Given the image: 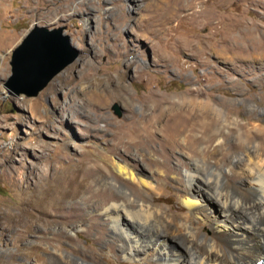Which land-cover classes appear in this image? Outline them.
Here are the masks:
<instances>
[{"label":"rangeland","instance_id":"374dc122","mask_svg":"<svg viewBox=\"0 0 264 264\" xmlns=\"http://www.w3.org/2000/svg\"><path fill=\"white\" fill-rule=\"evenodd\" d=\"M215 3L185 0L177 6L174 19L158 24L163 39L166 34L169 44L176 43L171 51L163 39L152 42L131 31L133 25H144L147 32L144 20L149 16L142 6L149 5L153 15L167 14L173 8L167 0L134 4L128 0H0V264H49L52 257L60 264L58 254L72 264H149L123 259L105 222L98 216L93 223L88 218L79 184L88 172L92 174L87 182L96 193L93 203L101 198L99 202L105 204L118 200L123 188L149 199L141 189L134 191L118 179L108 164L104 167L109 176L105 171L95 174L92 166L103 150L151 174L160 189L152 201L183 218L188 217L180 198L187 188L183 174L196 160L205 162L208 172L216 168L228 175V169L245 155L254 154L260 140L257 127L264 133V0H221L218 11ZM206 10L210 17L218 12L224 25L230 20L240 24L227 38L225 46L230 50L223 56L210 50L201 53L203 37L211 34L214 20L201 22L190 13ZM86 17L91 19L87 25ZM245 24L255 27L251 43L243 40ZM36 26L60 30L76 57L35 96L13 95L2 84L9 74L11 52ZM213 65L221 72L210 80L204 76ZM152 91L165 110L188 96L187 116L179 110L170 113L172 123L187 128L182 139L190 137L188 147H166L158 154L145 147L128 153L121 146L111 150L134 119L151 114L146 100ZM154 137L153 147L159 149L165 134L156 132ZM88 147L91 153L82 156ZM153 159L167 160L171 173L157 170ZM206 171L202 176L207 180ZM108 177L120 186L105 180ZM207 194L217 199L215 189ZM197 220L200 231L211 235L209 227ZM186 237L189 234L172 243L188 257ZM202 241H196L201 248Z\"/></svg>","mask_w":264,"mask_h":264},{"label":"bare ground","instance_id":"6f19581e","mask_svg":"<svg viewBox=\"0 0 264 264\" xmlns=\"http://www.w3.org/2000/svg\"><path fill=\"white\" fill-rule=\"evenodd\" d=\"M128 1L134 4L137 0ZM184 1L167 0V4H171L173 8H168L167 11L169 13L166 14L165 11V13H159V15H153L149 5L142 6L140 9L149 16L144 20L147 22L145 24L148 27L147 32L143 28L145 27L144 25L142 28H135V25H133L131 31L136 34L138 32V37H142L148 41L162 40L164 32L158 26L166 23L168 19L170 21L174 19L178 11L177 6L184 3ZM219 1L221 0H216L215 5H213L216 11H218L217 4ZM207 10L206 13L201 11H193L190 13L193 19L200 18L201 22H207L209 19L214 20L213 26L210 27L212 29L211 34L203 37L201 53L206 54V51L210 50L217 56H223L225 52L230 50L229 47L225 46V43L228 41L227 38L239 28L240 24L237 21L230 20L228 24L224 25V19L218 12L210 17ZM84 21L87 25L91 19L86 17ZM206 22L204 25H208ZM245 28L246 34L243 40L245 42L254 40V25L245 24ZM222 29H225V32L223 37L219 38ZM165 37L166 39L163 40L167 42L169 38L166 34ZM169 41L168 43L165 42L164 46L169 47L172 51L176 47V43L169 44ZM181 46H188L187 42L186 44H182L181 42ZM204 63H206L205 58H203ZM220 72L219 66L213 65L204 77L210 79L215 74H220ZM157 100L154 91L150 92L146 102H149L147 104L151 108V114L146 115L145 118H141L140 120L134 119L122 133L124 137H119L114 140L115 142L112 144L111 150L121 146L124 149L123 152L128 153L131 149L138 151L141 147H145L158 154L163 152L166 147H169L171 150H182L188 147V142L191 140L190 137L185 136L182 139V136L187 132V128L182 124H178L177 121L176 123H172L173 116L170 114L172 111L174 113V111L179 110L187 116L188 96L183 97L182 102L177 106L170 105L167 110L162 109L161 104L164 102H158ZM146 106L144 105V108ZM161 121L166 122L160 123ZM156 132L165 134V137L159 144V149L153 147L156 142L154 137ZM256 133L260 140L258 141L257 148L253 152L254 154L249 152L245 155L242 161L228 169V175L226 172H222L216 168H212L209 172L206 171L209 169L204 168L205 162L202 164L198 161L199 159L195 161L193 168L187 169L186 173L183 174L187 188L180 194L183 206L188 212V217L184 218L177 217L170 213L166 209L167 207L157 205L152 201L153 197L159 195L160 189L151 174L144 169L137 171L134 166L114 158V155L103 150L102 154L96 158L97 161L95 160L92 166L95 174L101 175L107 173L108 175V171L106 172L105 170L107 169L104 167V164H108L116 172L118 179L126 181L134 191L135 188L141 189L149 199L137 198L135 196L136 194H132L130 190L128 191L123 188L125 192L120 199H112V202H106L107 204H105L104 201L99 202L102 199L101 196V199L98 198L100 200H97L98 203L97 201L93 203L92 201L96 199L94 196L96 193L92 194L91 184L87 182L89 174H92L88 172L86 173L85 180L79 183L80 191L84 192V195L82 194L84 198L81 199H84V206L88 209V218L93 223L95 217L98 216L105 222L114 236L119 255L125 260H139L148 262L149 264H264V138L262 137L264 133L259 127H257ZM184 143H186V146ZM86 149H89V147L83 148L81 152L82 156L91 153ZM116 151H118V148ZM202 159L205 158L202 157ZM166 161L160 162L153 159L151 160V164L160 172V169H165L164 171L169 174L171 173V169L167 167L168 162ZM219 163L221 162L217 160L216 165H219ZM204 171H206L207 180L202 176ZM55 178V176H52V179ZM235 179H238V181H234ZM105 180L120 186L117 180L109 177ZM191 182L196 184L195 188L192 187ZM212 189L218 192L216 200L209 197L210 194H207ZM214 205L217 206L218 210L214 209ZM75 211L77 213L79 212V210ZM197 219H200L204 223L202 225L209 227L212 232L211 235L203 234L200 231L198 225L200 221ZM43 221L45 222L46 220L44 219ZM99 234L102 237L104 230L100 229ZM183 234H189V237H186L185 240V249L187 250L188 257L184 256V254L182 255L176 245L172 243ZM200 238L205 244L202 248L196 243ZM58 255L56 256L59 258L60 264H72L61 260L62 258ZM37 260L46 263L38 257ZM49 264L59 263L52 257L49 259Z\"/></svg>","mask_w":264,"mask_h":264},{"label":"water","instance_id":"95a60500","mask_svg":"<svg viewBox=\"0 0 264 264\" xmlns=\"http://www.w3.org/2000/svg\"><path fill=\"white\" fill-rule=\"evenodd\" d=\"M76 57L60 30L31 29L12 50L9 74L2 81L7 92L35 96L48 81ZM118 114V110L115 109Z\"/></svg>","mask_w":264,"mask_h":264}]
</instances>
